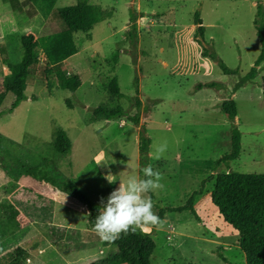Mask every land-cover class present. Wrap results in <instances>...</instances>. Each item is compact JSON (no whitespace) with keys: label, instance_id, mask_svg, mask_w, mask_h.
<instances>
[{"label":"rangeland","instance_id":"obj_1","mask_svg":"<svg viewBox=\"0 0 264 264\" xmlns=\"http://www.w3.org/2000/svg\"><path fill=\"white\" fill-rule=\"evenodd\" d=\"M78 3L59 0L56 9ZM90 3L103 7L104 21L94 26L91 38L84 33L74 35L78 52L62 65L70 75L80 76L81 87L76 92L63 90L55 74L47 78L45 70L50 63L44 60L41 48L40 61L28 78L26 100L12 114L0 117V202L12 187L6 176L31 167L35 175L56 182L75 180L95 204L103 207L109 194L129 176L143 177L139 137L144 126L151 140L148 164L163 175V189L148 193L154 197V212L159 216L161 210L184 207L195 196L193 212H166L163 227L141 226L158 245L153 264H246L239 233L224 220L211 196L218 174L264 175V63L255 80L235 90L261 53L254 22L261 5L264 25V0ZM197 12L206 28L204 46L228 68L238 70V76L225 75L218 61L203 56V47L197 42L200 37L195 35ZM133 16L144 17L140 31L132 26ZM48 32H36L37 40L49 36L43 35ZM23 34L27 33L22 29L3 39L10 45L9 62L14 64L22 61L15 37ZM4 77L0 70V80ZM113 78L118 81L122 99L107 89L106 82ZM212 83L215 87H208ZM228 99L237 104L236 118L221 111L222 102ZM13 102L14 96L9 94L1 111L7 112ZM98 107H121L127 116L138 114L141 124L136 126L127 117L109 121L103 115L96 116L93 111ZM236 129L241 134L240 157L217 165L231 153ZM59 130L73 143L69 155L55 149ZM165 142L166 152L154 159L156 148ZM20 193L30 201H41L28 192ZM69 217H73L75 230L88 225L87 215ZM7 226L0 225V231L9 233L0 241V264L12 261L17 244L31 251L29 258L37 254L47 264H62L55 258L54 249L98 247L100 256L105 257L115 250L98 235L85 237L75 230L64 233L56 229L55 235L47 236L45 230L36 229L29 238L7 239L13 233ZM108 245L110 252L105 249Z\"/></svg>","mask_w":264,"mask_h":264},{"label":"trees","instance_id":"obj_2","mask_svg":"<svg viewBox=\"0 0 264 264\" xmlns=\"http://www.w3.org/2000/svg\"><path fill=\"white\" fill-rule=\"evenodd\" d=\"M30 1L46 18L56 12L57 17L64 22L67 28L62 33L43 37L41 41H38L32 34H23L15 37L20 43L22 61L19 64L10 62L8 66L11 71L10 75L0 80V117L5 113L12 114L26 100L28 78L31 69L39 63V50L41 48L44 49L48 57V62L50 63L49 68L45 70L47 78L50 74H55L61 89L76 92L81 87L82 80L79 75H70L64 71L62 69L63 62L78 52L74 35L76 33H84L88 38H91V32L94 26L104 21L105 10L100 5L91 4L90 0H79V3L75 6L57 10L56 4L58 0ZM262 11L263 7L258 5V14L254 22L257 36L262 46L261 53L251 71L245 77L241 78L235 90L255 80L260 74V67L264 63V25L261 16ZM135 22L136 18L133 16L131 23L133 24ZM195 25L197 26L195 35L197 38L200 37L197 42L203 47V56L218 61L225 75L238 76V70L228 68L222 60L218 59L216 53H209L204 46V43H207L205 40L206 28L204 27L199 12L195 15ZM132 26L137 30L135 24ZM8 51L11 53V50L8 49ZM215 85L212 83L208 87H215ZM106 86L112 96L119 99L124 97L116 78L106 82ZM262 89L264 94V78L262 81ZM9 94L14 96V102L7 112L1 111L4 101ZM136 103L137 107L140 108L141 102L137 100ZM220 108L223 113L233 118H236L238 115L237 104L232 99L223 101ZM93 112L96 116H105L109 121L127 117L136 126H140L141 124V119L138 114L133 117L127 116L121 107L114 109L98 107ZM1 139L2 137L0 136ZM54 146L57 152L63 155H69L72 152L73 143L65 131L59 130L56 134ZM150 146L151 140L147 136L146 128L142 126L139 137V153L142 160V167L148 165ZM241 149V134L236 129L232 135L231 153L217 161V165L229 164L236 161L240 157ZM36 176L88 208L91 211L88 213L89 228L95 232V218L99 214L100 207L88 197L75 180L66 179L56 182L48 177ZM13 187L14 189L17 188L16 186ZM11 192L13 190L11 191L10 189L5 194V197L9 196ZM211 197L213 204L219 209L224 220L239 233V246L245 255L246 264H264V175L241 174L237 172L218 174L215 177V185ZM151 199L154 200L153 195H151ZM194 202L195 196H192L186 206L161 210L159 217L163 220L166 212H193ZM19 227L20 223L17 219L7 226V228H11L13 231ZM5 232H7L5 229L0 231V241L6 234H9ZM109 245L115 251L90 264H153L158 250L154 236L146 233L142 227H137L135 232L129 230L127 234L121 233L120 237L114 242H109ZM26 255L27 250L17 247L13 251L12 261L9 264H23L26 260Z\"/></svg>","mask_w":264,"mask_h":264},{"label":"crops","instance_id":"obj_3","mask_svg":"<svg viewBox=\"0 0 264 264\" xmlns=\"http://www.w3.org/2000/svg\"><path fill=\"white\" fill-rule=\"evenodd\" d=\"M136 19V22L133 24L136 25L137 31H140L144 17L138 16ZM66 28L64 22L57 17L56 12L46 18L30 0H0V70L2 71L3 77L11 73L9 67H4L5 64L10 63L8 51L10 45L6 44L3 40L5 37L9 39L11 35H15L23 29V31L27 33L26 35L32 34L38 39L36 32H40L41 30H49L48 33L43 35L50 36L55 33H62ZM3 43L4 45L2 47ZM42 52L44 60L48 61V57L43 48ZM76 54L77 53L74 55ZM69 58L66 59L63 64L69 61ZM6 178L8 179L7 183L12 184L11 191L13 190V192H11L9 196L4 197L0 202V225L3 223L9 225L15 219L19 220L20 223V227L14 229L13 233L10 234L7 239L29 238L30 235L36 234V229L40 231L45 230L47 232L45 235L47 236L55 235L54 232L56 229L62 230L64 233H69L72 232L71 230L76 229L72 222L73 217L70 218V215L74 217H77V215H84V218L85 215L88 216V213L84 210L87 208L83 204L60 192L50 183L37 177L31 167H29L27 171L11 174V177L6 176ZM13 186L17 188L14 189ZM21 191L28 192L32 194V196L40 198V203L38 204L37 202L30 201L27 197L25 198V194L20 193ZM22 198L23 200H21ZM10 216L12 217L10 218ZM75 231L81 232L85 237L97 235L96 232L89 228V224L84 229H77ZM45 235H43V238H46ZM17 247L23 248L24 246L17 244L14 248L16 249ZM24 249L27 250L25 247ZM105 249L109 252L112 251L109 245L105 247ZM42 251L43 250L39 251V255ZM114 251L115 250L112 252ZM53 253H55V258L62 264H90L105 257L104 255L100 256L101 251L98 247H96V249H77L68 251L54 249ZM30 254L31 251L27 250L26 260L23 264H47L38 258L39 256H37V254L29 258L28 256Z\"/></svg>","mask_w":264,"mask_h":264},{"label":"clouds","instance_id":"obj_4","mask_svg":"<svg viewBox=\"0 0 264 264\" xmlns=\"http://www.w3.org/2000/svg\"><path fill=\"white\" fill-rule=\"evenodd\" d=\"M166 150L165 142L156 148L153 158L160 159ZM142 172V178L129 176L125 183L109 194L106 203L102 200L103 207L94 224V230L102 241L114 242L121 233L135 232L141 226L163 227L165 221L154 212L155 202L148 195L163 189V175L151 164L145 166Z\"/></svg>","mask_w":264,"mask_h":264},{"label":"water","instance_id":"obj_5","mask_svg":"<svg viewBox=\"0 0 264 264\" xmlns=\"http://www.w3.org/2000/svg\"><path fill=\"white\" fill-rule=\"evenodd\" d=\"M87 210H88V213H90L91 211L87 208Z\"/></svg>","mask_w":264,"mask_h":264}]
</instances>
